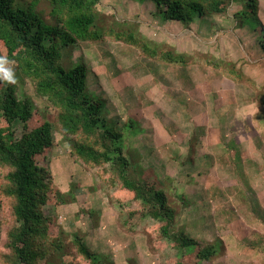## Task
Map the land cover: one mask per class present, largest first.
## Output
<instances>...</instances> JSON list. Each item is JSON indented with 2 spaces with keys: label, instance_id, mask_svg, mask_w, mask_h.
Segmentation results:
<instances>
[{
  "label": "rangeland",
  "instance_id": "rangeland-1",
  "mask_svg": "<svg viewBox=\"0 0 264 264\" xmlns=\"http://www.w3.org/2000/svg\"><path fill=\"white\" fill-rule=\"evenodd\" d=\"M227 6L186 24L165 19L151 0H100L96 27L134 31L159 56L107 38L79 42L60 57L67 68L86 66L85 87L122 134L132 168L165 191L173 230L201 249L213 245L209 258H180L161 223L130 215L142 209L140 200L120 188L109 164L89 167L77 159L55 126L56 110L14 74L15 62L0 60L21 97L33 101L36 119L53 125V145L38 158L53 184L43 206L57 249L48 264H89L75 237L100 264H264V0L259 19L240 13L243 0ZM38 10L57 23L45 5ZM1 184L0 252L7 253L13 202Z\"/></svg>",
  "mask_w": 264,
  "mask_h": 264
},
{
  "label": "trees",
  "instance_id": "trees-1",
  "mask_svg": "<svg viewBox=\"0 0 264 264\" xmlns=\"http://www.w3.org/2000/svg\"><path fill=\"white\" fill-rule=\"evenodd\" d=\"M146 1V0H135ZM165 19L190 24L205 14L222 13L232 0H151ZM100 0H0V60L16 63V71L29 79L36 93L55 110V126L68 138L72 151L89 167L110 165L120 188L134 194L142 203V214L162 224V235L178 250L181 257L209 258L213 245L202 248L182 230H173L174 213L168 206L165 191L154 189L145 171L124 153L114 125L103 116V105L85 87L87 68L76 64L67 68L61 52L83 41L98 42L113 38L136 45L149 57L159 56L134 31L120 30L117 25L100 29L97 5ZM240 13L245 18L258 17V0H243ZM45 5L49 23L38 8ZM264 34V26L261 27ZM264 44V43H263ZM33 101L21 97L19 84L0 66V187L12 200L13 224L6 234L9 251L0 252V264H48L56 250L50 243L48 222L43 213L52 181L47 169L38 162L53 145V125L39 121ZM37 121V122H36ZM36 122V124H35ZM22 124V132L17 133ZM107 168V167H106ZM140 169V171L138 169ZM107 170V169H106ZM154 195L152 196V193ZM3 206L0 202V211ZM141 215V216H142ZM1 225V221H0ZM77 253L89 264H100L78 237L73 239ZM189 248L192 251L189 252ZM59 249V248H58ZM196 249H199L197 253ZM198 257V256H197Z\"/></svg>",
  "mask_w": 264,
  "mask_h": 264
},
{
  "label": "crops",
  "instance_id": "crops-1",
  "mask_svg": "<svg viewBox=\"0 0 264 264\" xmlns=\"http://www.w3.org/2000/svg\"><path fill=\"white\" fill-rule=\"evenodd\" d=\"M199 126H200V125H199ZM199 126H198V127H199ZM199 131H200V130H199Z\"/></svg>",
  "mask_w": 264,
  "mask_h": 264
}]
</instances>
